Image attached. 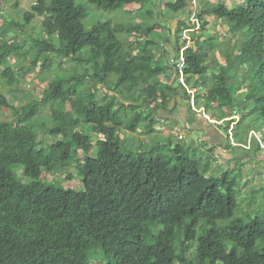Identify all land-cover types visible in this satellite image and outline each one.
<instances>
[{
    "label": "trees",
    "instance_id": "16d2710c",
    "mask_svg": "<svg viewBox=\"0 0 264 264\" xmlns=\"http://www.w3.org/2000/svg\"><path fill=\"white\" fill-rule=\"evenodd\" d=\"M7 1L0 0V13ZM82 1L110 19L86 31L84 4L36 0L22 23H9L18 30L14 41L0 30V79L10 86L19 74L6 65L12 57L27 62L23 77L37 69L36 76L62 70L56 59L75 64L73 72L39 83L37 97L27 95L26 105L13 97L14 106L0 93V109L12 118L0 120V264H92L93 250L102 264H264V204L237 216V176L215 171L213 148L206 159L195 142L176 145L168 135L172 158H147L121 138L123 129L154 135L161 122L186 123L195 113L192 98L196 110L222 121L206 131L209 146L242 148L230 142L234 113L237 144L251 131L263 137L264 0H242L231 9L191 5L198 20L192 26L200 33L190 36V46L182 37L192 14L177 20L187 0H160L154 11L145 6L154 8L155 0ZM130 4L139 8L128 12V22H114L112 14ZM211 15L235 41L224 64L217 56L222 36L206 29ZM35 17L42 18L38 33L31 27ZM25 89L11 91L26 98ZM72 98L75 106L67 110ZM81 117L90 131L81 129ZM39 134L57 139L44 146ZM93 136L103 144L92 146ZM246 151L263 149L254 139ZM72 167L79 190L45 177ZM255 191L264 189L251 190L247 205H255Z\"/></svg>",
    "mask_w": 264,
    "mask_h": 264
},
{
    "label": "rangeland",
    "instance_id": "374dc122",
    "mask_svg": "<svg viewBox=\"0 0 264 264\" xmlns=\"http://www.w3.org/2000/svg\"><path fill=\"white\" fill-rule=\"evenodd\" d=\"M80 4H84L87 10V16L83 20V25L86 31H89L93 23L98 21V22H103L100 19H96L94 17L95 14V9L91 6H87L82 0H77ZM160 0H155L154 2L156 3L154 5V8L150 6L148 3L145 6V10H156V5ZM36 2V0H9L6 3H4V6L2 8V12L0 13V30H7L8 33L6 34V37H9L8 40L10 42L14 41V35L15 33H18V30H11L9 23L13 20H16L17 22H23V15L26 12H29L31 10V7L33 4ZM242 2V0H200V5L203 8L204 4L206 3H212V4H224L228 9L232 8L234 5H238ZM15 3H17V8H15ZM187 3L189 7L186 8L185 13L178 17L177 20H181L183 18H188L189 17V12L192 14L193 8L190 4V1L187 0ZM152 5V4H151ZM128 10H131V7L128 8ZM122 12H118L116 14H112L114 17V22H117L118 19H116L117 14H121ZM198 15V14H197ZM191 16V15H190ZM110 18V16H107ZM124 22H128L129 18L124 17ZM206 21L208 22V26L206 27L207 30L211 31L212 34H220L222 36L220 46L217 49V56L220 59L221 63L224 64V56L228 53L229 49L231 48V45L234 44V40H232L233 37H231L224 26L223 21H218L215 17L212 15L209 17H205ZM41 23H42V18L35 17V19L32 22V28L34 33L40 32L41 29ZM187 24L190 26L191 29L190 31H184L182 39H186L187 45L190 46L192 43L189 41L190 36H198L200 33V30H196L193 28V24H196L195 22H191V19L187 21ZM167 26V23L162 24L163 27ZM29 27L25 26L24 32H28ZM158 31H160V28H158ZM34 35V34H33ZM36 36V35H34ZM11 37H13L11 39ZM137 37V36H135ZM121 41L124 42V37L123 35L120 37ZM19 41H21V38H18ZM132 41V39H130ZM129 40V41H130ZM136 42V41H134ZM63 63V68L62 70H51L50 73H45L41 76H36V72L32 73H26L25 77H23V73H25V70L28 67V64L26 61L17 59V58H10L9 61H7L6 65L11 66L14 71L19 73L18 75L16 74V84L13 86H10L5 80L0 79V93L4 94L8 102L10 104H13L15 106V99L18 101V106H23L26 105L29 100L27 95L31 97V99H34L37 97L36 91L37 88L39 90V85L40 84H45L43 82H49L55 74H68L67 71H72V68L74 67V63L70 60H58L56 59L54 63ZM55 66V64H53ZM70 71V72H71ZM73 72V71H72ZM182 78H180L179 82L181 81ZM40 83V84H39ZM39 84V85H38ZM85 86L88 87V82L86 81L84 83ZM30 88L26 92V98H22L21 92L20 91H11L12 88L14 87H19V88ZM44 86V85H43ZM245 90V87H243ZM102 93L96 96V101L101 102V97ZM181 104H185V101L182 100ZM75 99L72 98L68 104H66L67 110H72V108L75 106ZM185 107V106H184ZM196 109V108H195ZM193 108V111L195 113H189L186 123H182V125H176L172 124L171 122H161L160 124L162 127H157L156 134L154 135H144L145 133L142 131V128L139 129L138 132L135 134H129L126 133L123 129V133L121 135V138L123 139L122 142L124 144H129L131 145L132 148L143 152L147 158H152L156 157L158 155H162L166 157L167 159L172 158V153L170 152V147H168L167 144V137L168 135H171V141H173L176 145H187L191 142H195L198 146V155L202 156L203 158H209L211 156V148L214 149L213 155H215L217 158L215 160H212V167H215V171L217 173H223L224 171L227 170V172H231L232 175L237 176V182L240 185L238 190L241 192V196L239 198V201L241 202V206L239 209H237V216H241V213L243 212H251L254 206L260 207V205L264 204V192H258L255 191L253 196L255 198V205H247L246 203L248 202V198L250 196L251 190H259L260 188L264 189V136L262 137L260 134L257 132V136L259 141L262 143L263 151L257 152L253 151L251 153H248L249 151L244 150L243 148H240L234 152H230L229 149H222V148H214L213 146H209L208 143L206 142L205 138V133L208 130V132H214L215 127L214 124L218 123L220 124L221 122H216L213 120L210 114L203 115V113H200L199 111H196ZM226 111V110H225ZM227 112V111H226ZM0 114H1V121L4 120H11L10 112L6 109H0ZM42 116L48 118L49 113L47 110H44L42 113ZM238 119L239 115L237 114ZM82 124H81V129H85L87 131H90V126L84 124V118H80ZM237 122V120L235 121ZM187 124V125H186ZM262 127L264 129V122L261 121ZM237 123L234 125L236 126ZM185 127V128H184ZM188 129V130H186ZM245 131L249 132L248 128H244ZM216 131V130H215ZM222 134V129L217 130ZM182 135L183 139H179L178 136ZM224 133L222 134L221 137H223ZM95 142L92 146H99L103 144V140L100 139L99 137L93 136ZM57 138L53 139L48 136H45L41 138V135H37V140L40 142L41 145H49L52 142H54ZM223 139V138H222ZM234 139V138H233ZM236 141V140H235ZM246 142V140H245ZM242 145V147L248 149L249 147L248 143H245ZM172 144V147L174 145ZM144 146V147H143ZM252 144L250 145L251 148ZM68 176H71L72 178L69 179ZM45 177L49 181H54L59 187L61 188H66V189H76L79 190L81 188V183L78 177V174L76 172V169L74 167L65 170V171H57L53 174H46ZM261 205V206H262ZM221 225L220 223L218 226ZM201 233V231H200ZM200 233L198 235H200ZM172 248L177 249L176 244L174 241L171 243ZM89 258L92 261V264H102L101 257L98 253L97 250H93L89 254Z\"/></svg>",
    "mask_w": 264,
    "mask_h": 264
},
{
    "label": "built area",
    "instance_id": "2783aa9c",
    "mask_svg": "<svg viewBox=\"0 0 264 264\" xmlns=\"http://www.w3.org/2000/svg\"><path fill=\"white\" fill-rule=\"evenodd\" d=\"M191 20H192V22H195L196 24H198V22L194 19V17L192 16V18H191ZM181 61H183L182 59H181ZM182 66H183V64L181 65V67H180V69L182 68ZM181 76H182V74H181ZM181 82L183 83V80L181 79ZM191 105H192V109L194 108L195 109V106H194V101H193V98L191 99ZM200 112V111H199ZM231 120H234V121H236L237 120V122H238V116H237V114H235L234 113V116H232L231 118H230ZM237 122H234V123H232V125H231V127H230V130H229V137H230V142H231V145L232 146H234V147H236V146H240V147H242V145H239V144H237L234 140H233V128H234V125L237 123ZM222 123V122H221ZM220 123V124H221ZM217 125H220V124H218V123H216ZM178 138L181 140L183 137L181 136V135H179L178 136ZM254 139H256L257 140V142L260 144V147H263V145H262V143L259 141V139H258V136H257V133L256 132H253V131H251V132H249L248 133V136L246 137V140H247V143H248V145L250 144H252V140H254ZM250 145H249V147H247L248 149H246V148H244V147H242V148H244V149H246V150H249L250 149Z\"/></svg>",
    "mask_w": 264,
    "mask_h": 264
},
{
    "label": "crops",
    "instance_id": "0c3cea01",
    "mask_svg": "<svg viewBox=\"0 0 264 264\" xmlns=\"http://www.w3.org/2000/svg\"><path fill=\"white\" fill-rule=\"evenodd\" d=\"M131 7V10H128V8ZM138 6H136L135 4H130V5H124L119 12H122L121 14H117L116 19H118L117 22L123 21L124 17H128V12H135L138 10ZM94 17L96 19H100L103 22H106L107 20H109L110 18L107 17V15L99 13L97 11H95ZM166 138V137H165ZM206 138V137H205ZM206 140L208 141V139L206 138Z\"/></svg>",
    "mask_w": 264,
    "mask_h": 264
},
{
    "label": "clouds",
    "instance_id": "9594fccd",
    "mask_svg": "<svg viewBox=\"0 0 264 264\" xmlns=\"http://www.w3.org/2000/svg\"><path fill=\"white\" fill-rule=\"evenodd\" d=\"M190 1V4L191 5H193L194 7H196V5L200 2V0H189ZM234 6H236V5H234ZM233 7V6H232ZM231 9V8H230ZM192 16L194 17V19L198 22V20L196 19V17H195V15H194V13H192V15H191V18H192ZM188 31H190V30H188ZM183 80V79H182ZM182 83V82H181ZM182 84H184V82L182 83ZM195 106V105H194ZM196 110V109H195ZM196 111H200V113H203V115H206L205 113H204V111L203 110H196ZM231 120V119H230ZM232 121H234V120H232ZM182 136V135H181ZM183 137V136H182ZM183 139V138H182ZM95 143V142H94ZM93 143V144H94Z\"/></svg>",
    "mask_w": 264,
    "mask_h": 264
}]
</instances>
